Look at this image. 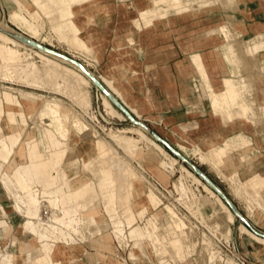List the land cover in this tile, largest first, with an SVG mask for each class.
<instances>
[{
	"label": "rangeland",
	"instance_id": "obj_1",
	"mask_svg": "<svg viewBox=\"0 0 264 264\" xmlns=\"http://www.w3.org/2000/svg\"><path fill=\"white\" fill-rule=\"evenodd\" d=\"M18 1H20L22 3V4H20V6L17 4L16 0H0V28H1L0 31H2L3 27H5V31H7V30L11 31L10 28H14L22 36H25L31 40H34L35 42H37L41 45L50 47V48H52V49H54L60 53L68 55L69 57L75 59L76 61L79 59L78 61L80 63H82L91 73L96 75V77L102 83H104L103 85L106 88L108 86L105 84L104 79H102V78H105L106 81H112L113 86L117 90V91H115V93L112 92V94L115 97H117L123 104L125 101L128 104V105L125 104L126 107L129 109V111L137 119L141 120L146 125H148L159 136H161L170 145H172L180 154H182L185 158H187L189 161L193 162L197 167H199L209 178H211L215 182V184L230 198L231 201H232V198H234L239 203V205L241 206L240 212L243 214V216L245 215V213L247 211L248 217L252 218L253 221L258 222L257 212H260L264 215V211L262 209H260L258 203L255 200H252L253 196L251 194H246L247 193V186H245V183L247 182V180L251 176L249 178H247L246 180H242L240 178L239 174H237V176L235 177L234 175L236 173L233 174V176H234L233 178H231L227 174L225 176V173H226L225 169L227 167H229L230 164L233 165V162L231 161V159L232 160H235V159L231 158L230 159L231 163H229V161H227L228 164L226 163L225 166L223 165V166H220L219 169H216L214 166L210 165L211 164L210 162H208V164H207V162L204 163V161L201 160V157L199 155H201L202 153L206 154L207 151H204L200 147L196 146L191 141V139L186 138V139H184L185 141H183V139L172 137V136L165 138L163 135L164 134L166 135V133L161 130L160 126L144 121L143 112H144L146 106H144L142 104V99H141L142 91H140V90L137 91L133 85L130 88L128 86L129 78L134 77L136 79L137 77L129 75L128 73H120L118 71L121 68L113 66L115 64V62L117 63L118 61H120V62L122 61L124 64L127 63L128 54H129V52L133 51L135 46H133L131 49H120V50H118L117 49L118 45H120V46L122 44L127 45L128 43H108V46H110V47L114 46L115 49L109 48L107 50H104V52H102L101 49L96 47V49H95L96 53H95V51L91 52V53L90 52L87 53L86 51H84V50H87L85 48H84V50L76 49L77 46L75 45L76 48L73 46L74 44H73L72 39H71L72 36L70 34H68L69 29L71 28V26H73L71 22L72 21L74 22V19L71 20L69 18H72L73 16L69 15L68 17H66V19L68 18L67 22L71 23V25L67 24L66 27L63 28V27H60L62 24H55V25L51 24L52 22L49 19V17L47 15H45L41 10H39L40 5L43 4L47 0H42V1L36 0L35 2H31L30 0H18ZM97 1L102 2V0H93V1L83 5L82 7H79V9L76 8L79 10L78 14H77V19H79L83 23V22H86L87 19L85 16H87L89 19L88 20L89 23L90 22L94 23V18H93L92 14H95L94 13L95 9L92 7L95 6V2H97ZM105 1L106 0H103V2H105ZM118 1L120 2L121 7L125 8V10H123V14H125V16H130L132 18L138 17V12L141 9H133L132 6L127 8V5H125V4H127L126 0H118ZM172 1L173 0H165L164 2H166V3L162 2V3L155 4V5H151V2H149V5L146 8H148V7H150V8L144 9V14H142V16L147 15L148 18L152 19V20L164 17L168 13V10L173 8V6H172L173 2ZM249 1L254 2L257 0H249ZM184 2H189V0H184ZM198 2H200V1L197 0L196 2L193 3V4H195L194 7L197 9L196 14L204 13V12L210 11V10H214L215 13L217 14V17H220L219 20H221V21L219 22V25L216 27V29L211 30L210 34H214V35L216 34V35H220V36L225 34L224 35L225 37L222 36L224 43L220 48H222L224 46H232L234 48V54H232L233 64H230L229 65L230 67L228 66V69L230 71V75L228 77H225V78H232L233 80H236L237 83H239V89L241 92V96L244 100V104L246 106H248L249 108H252L246 114H241L239 116H235L233 120H230V119L228 120L226 115L220 116V117H222V119L225 123H233L238 119H248V120H252L256 124L257 119H259V121L264 119V106L258 105L257 102H255L253 100L254 98H256L254 88L251 91H248L245 89L244 84L246 82L251 83V85H253L252 87H254V84L250 79H247L246 77L243 76L242 66L245 67L247 65L248 67H245L244 70L250 71L251 67L253 65H257V64L261 63L262 60L259 59V56L260 55L264 56V33H260V35L248 36L247 32L244 31V28L240 26V20L239 19H240V17L252 18L255 15V13H259L261 10L256 8L255 10H252V12H249V11L247 12L245 9V6L242 4V3H245V0H233V1H230V0H212L210 2L211 7L203 8L201 10L198 9V6H197ZM213 2H216V3H213ZM31 4L33 5V7H29ZM37 5H38V7H37ZM252 5H253V7H255L257 4L253 3ZM23 7L27 8L28 10L24 9L25 11L24 10L21 11L20 9H23ZM35 7H37L38 10ZM34 8H35V10H34ZM32 10H34L33 12H35V14H34V15H36L35 17L32 13ZM15 11L23 13L22 15H23V17H25L24 20H26V21L28 20L29 23H28V21H27V23H26V21H24V22H22V21L21 22H12L10 20L11 19L10 18L11 13H13ZM36 11H39V12H36ZM170 13H172V12H170ZM28 15L31 16L32 20ZM33 19H34L35 23H34ZM32 24H34V25H32ZM36 24H37V27L35 26ZM134 25L138 30H141L144 27H150V26H153L154 24L148 25V24H145V21H144V23L142 25V21H136L134 23ZM219 27L220 28L223 27V29L227 33L226 32L224 33L223 30L220 29ZM32 28H33V30H32ZM218 28L220 29L221 33L219 31H217ZM34 30H36V33H34ZM227 34H228V37L226 36ZM34 35H36V36H34ZM9 36L12 40H15L16 42L21 43V45L23 44L21 46V48L19 49V51H21L23 53L22 54L23 58L26 56L24 58L25 60L28 59L29 62H32V63L36 62L39 65H41V64L43 65L42 59L39 56L33 55L34 52L41 53V54L43 53V55L45 57H47L48 59L56 61L63 66H67V67H70L72 69H75L77 72L81 73L86 78H88L89 85L87 87H88V90L90 92V96L92 99V107L90 108L91 109L90 111H88V112L84 111V109H81L73 101V99L69 95L67 96V94H65L63 91L62 92L58 91V90L55 91L54 87H52V89H51L50 87L53 86L52 85L53 83L51 81H49L50 83L47 82L46 84H41V85L39 84L40 86L37 87L35 85L27 83L28 81L27 82L24 80H22L23 82H21V80L18 81L19 79H16V78L14 79V77L13 78L8 77L9 79H7L5 77L6 78V80H5V78L2 75H0V112H1V114H0V138L6 137V136H9L12 134L15 135L16 132L19 133L20 131H21L20 133L22 135L21 139L23 140V142L26 140L34 139V138L38 139L40 137V134H41L40 129L41 128L39 126H37V122H35L36 121V117H35L36 115L34 113L32 114L30 112L28 105L24 102V97L22 95L23 93L30 94L32 92L35 95L40 94L39 97L42 96V98H44V97L51 98V99L52 98H58L64 104V106L67 107L66 109L68 110L69 114H71V115H77L78 114L79 116H81V118L85 122H87V124H89L95 130V132L97 134L94 137L91 136V137H87L86 139H83V138H81L80 135H78L75 139H73L74 129H73V126L71 123L68 124L69 125L68 126L69 127V136L64 141L62 148H60V151L62 153L65 152V154L64 153L62 154V155H64V157L62 156V158H63V159L61 158L62 162L58 167L60 169L59 171H60V175H61V179H62L61 181L64 183V181L66 182L68 179L73 178V175L70 173V171L72 169H76L77 174L82 175V177L84 178L83 182L88 181L92 188H94V187L96 188L98 185V187L96 189V193L99 192V194H100V195L97 194V196H96V194L94 193L95 194V195L93 194L95 196L94 197L89 192L88 195L90 197L93 196V198L92 197L90 198V203H91V204H89L90 206L88 205L89 202H87V204L85 203L86 199L88 197V195L85 194L84 195L85 200L82 198L84 200V202H80L81 204L85 203V204H83V206L84 205L85 206L84 207L81 206L82 208L79 207L78 209L76 207V210L81 211V214H82L81 219L83 221L81 222V226L80 225L78 226L80 232H78V235L75 239L76 240L75 242L67 243L64 241V239H61L62 237L60 235H54L53 234V239L48 243L49 245L42 248V247H40L41 244L38 243V241L34 235L25 233V235L22 239H18V240L14 239V241L18 242V245H17V247L12 249L11 251L13 253H15L16 259H17V257L18 258L22 257V258L26 259L25 258L26 253L31 252V253H33L34 256H36V258H38L39 256H46V255L54 256V255H56L58 261H63V260L58 258V252L60 250L65 251V249H63L60 246V244L67 245V248L71 251L73 249H76L79 245L83 244V245H89V247H91L93 249V251H90L89 253H87V256L91 257L94 262H97L98 260L103 261V259L104 260L108 259L110 261L108 263H111V264H124L121 261V258H127L130 255V258L136 259L135 264H162V261L164 258H165V261H167L169 264H173L169 260L174 261L175 264H211L210 261L215 256L212 253L213 241L210 238H208L206 235H203L204 233H207L205 228H207V229H209V228L206 227L205 224L204 225L202 224L203 227H205V228L200 227L198 229L196 227V222H195V219H198V218H196V216L194 214H192V211H190L189 209H187V207H185L188 205L191 207V204L194 200L199 205V207L201 209L200 215L203 218L204 222H206L207 225H208L207 221L210 222V224L212 223L213 220H214L213 223H215V221H218V222H221L220 224L222 225L223 229L227 228V226L230 227V229H231L230 234L231 235L226 236V237H228V238L233 237L235 232L238 231V233L240 235H242L243 237H246V238L252 240L249 236L241 234L240 228L244 224L238 219L236 214L233 213L231 208L225 203V201L222 199V197L219 194H217V192H215L207 183H205L191 169H189L183 162H181L177 157H175L173 154H171L162 144L161 145L165 148L166 152L170 156H172L173 158L178 160L179 164L177 163L176 170L173 173V175L169 174L166 170L160 168L157 165L158 161L155 162V161H151L150 159H147V161L142 162V159L144 158L145 152L147 154H151V153L154 154V152H155L153 149H148L147 145L145 143H143V142L141 143L142 147L136 153L135 157L129 156V154L124 149H122L120 146H118V144L110 136L111 134H113V132H115V131L116 132H120V131L123 132V130H125L124 131L125 134L123 133L124 135L140 138V134H139L140 130L137 129L138 126L133 125V123H131L130 120L120 110H119L120 114L123 115L122 117L121 116L119 117V115L116 116L113 114H109L108 110H106V107H105V99L102 96V94H104V93H102L94 85V83L91 81V79L82 70H80L79 68H77L71 64H68V63H66L60 59H57V58H55V57H53L47 53H44V52H42L36 48H33L31 45H28L27 43L15 38V37L13 38V36H11V35H9ZM70 41H71V43H70ZM134 44H135V42H131V45H134ZM24 45H25V47H24ZM29 48H31V49H29ZM24 49H26V51ZM31 50H33V51H31ZM24 52L26 53V55L24 54ZM27 52L30 53L29 56L27 55L28 54ZM92 53H94V54H92ZM218 53H220V52H218ZM23 55H25V56H23ZM30 56H31V58H30ZM191 63L196 69H199L198 65L194 64L192 61H191ZM196 63H199V62H196ZM1 64H2V61L0 62V65ZM205 69L208 71L207 63H205ZM139 78H140V81H143V76H140ZM210 84L212 85V83H210ZM40 87H42V88H40ZM193 88H194L195 95H198L199 93H201L202 97H206L209 100V103L211 106V96H209L210 90H209V88L206 87L205 82L202 79L201 73L200 74L198 73V80L194 82ZM107 89L110 91L109 88H107ZM123 92H125V94L129 97V99H131L132 102H134V103L136 102L138 105L137 106L136 105L131 106L127 102L126 97H125ZM106 98L109 99L107 96H106ZM16 100H18V102H20L21 105L18 104L16 102ZM110 102H112V101L110 100ZM41 103H42V101L39 100L37 107H39L41 105ZM133 108H137L140 115L138 113H136L133 110ZM112 116H114V117H112ZM119 118H121V119H119ZM3 121L5 122V125L2 124ZM34 122L36 123V125L34 124ZM5 129L8 131L7 134L4 132ZM149 136H151V135L149 134ZM246 137L252 142V139L250 137H248V136H246ZM98 139H101V140H104L105 142H107V144H109L108 145L109 147L114 148V151L116 150L115 152H117L120 155V157H122L126 162H129L131 165H133V167L139 172V174L143 180L141 179L142 181L140 180L138 182L128 184L126 186L128 190L135 191L134 188L139 187V188H144V190L147 191L148 188L150 187L148 182H151L153 184V182L150 180L148 174L151 175L152 177H154L155 179H157L160 183H162L165 186V188H167L169 190V194L167 195V197L163 198L159 194V192L155 189L156 187H154V188L152 187L154 189V191L156 192V194L162 200H164L163 202L166 205H170L171 207H173V204H171V203H174L177 207L178 212H181V214L186 216V222L190 226V228H193V230H190V229L186 230V232L188 231V233H189V235L187 237V243L190 242L188 244L191 245V243H192V245L194 246L192 248L193 251L191 250L189 252L190 255H187L186 261L181 262L173 250L171 240H170L171 236L168 234L173 232L176 228L172 227V225L168 222V220L166 218V213L163 209L164 206H161L157 211H154V213H152V214L148 213L146 219L139 218V216H137V214L139 212L137 211V209L136 210L134 209L133 214L131 216H133V217L137 216V218H135V224L131 230H133V229L135 230L136 228L144 227V225L147 223L146 221H147V219H149V217L152 218V216H158V217H156V221L155 220L154 221L156 222V224L158 222L157 227L159 230L157 229L154 234L155 235L157 234L158 236L160 235L159 237L168 236V245H170V246H168L167 242L165 243L164 240H163V242L161 240V242L163 244H161V242H159L161 244V246H164V244H165V246L167 245L168 251H169L168 254H166V255L164 254L165 256L161 255V257H160V255H156L157 254L156 249L162 248L161 246H159L160 244L158 243V241L157 242L153 241L156 244L155 243L152 244V240H147L149 243L148 246L145 244H141V246L138 247L134 243L135 241L133 240V238L130 235V233H131V232H129V231H131L130 229L128 231V234H126V235H128L127 239H124L125 240L124 252L119 250L118 241H117L118 239H116V237L114 239L113 234L111 232H107L108 229L110 228V226L108 228V225H106L107 222H110V218L108 216L109 212L105 207L106 205H105V202L103 201V197L101 195L102 192H100L101 190L99 189V191H98V188L100 187L99 183H97L98 180L96 181V172L99 169V167H98L99 165L97 166V164H94L92 162V158L96 155V151L94 150V144H95V141H97ZM154 140L156 142H158L156 139H154ZM251 145L248 144V145H243L240 147H235V148L231 149L232 153H230V154L233 155L234 153H239L240 151L251 147ZM46 146L47 145H44L41 148V152L45 156H49L50 154H48L49 152H47L48 149ZM18 149H19V151H21V145L19 146ZM195 149L196 150L199 149L200 151L199 150L196 151ZM52 150H55V148H52ZM194 150L196 151V154H195ZM248 150L251 151L252 149L250 148ZM16 151H17V148H16ZM14 154H12L10 158H12V156ZM198 157H200V158H198ZM257 157H258L257 155H255V156L250 155L246 160L244 159V161L248 160L249 162H254L257 159ZM3 158L4 157L1 155L0 159H3ZM161 158H162L161 156L157 157L158 160H160ZM3 160H5V159H3ZM10 161H11V159H10ZM139 162H142L141 166H139L140 165ZM182 167L183 168L185 167L187 170H189L192 173L193 177L188 176L186 171H184ZM85 168L90 169V172L85 171L84 170ZM143 168H145V169H143ZM51 170H53V172H55L53 166L51 167ZM181 176L183 178H181ZM144 177H145V179H144ZM147 177H148V179H147ZM235 178H236V180H234ZM180 179H181V182H180ZM238 180L240 181L239 185H238V189H240V191L236 188L237 186L235 187V184L236 185L238 184ZM234 181H237V182H234ZM241 182H243L244 187H243V185H240ZM92 185H95V186H92ZM153 185L155 186V184H153ZM177 185H178V187H177ZM181 185L182 186L185 185L186 187L185 186L184 187L188 188V189H186L187 191L184 190V192H181V190H182V189H180ZM76 186H79V183ZM205 186H207V187H205ZM239 187H241L243 189L241 190V188H239ZM245 187H246V189H245ZM207 188H208V190H207ZM189 189L192 191H190ZM238 191H239V193H237ZM183 193L187 194V196L183 195L184 196L183 197L182 196ZM141 194L142 193L135 194V196L132 198V204L134 203V201H136V200H138V198H140ZM244 194H246V196ZM238 195H240V196H238ZM262 195L264 197V191L262 192ZM98 196H100V197H98ZM180 196H182V197H180ZM193 196H194V198H193ZM123 197H126L125 196V190H124V194L120 196V199H123ZM94 198H95V200H93ZM219 199L223 200V202L225 203V205L227 206L228 209L225 210L222 207V205L219 204V202H220ZM246 200H247V202H246ZM87 201H88V199H87ZM187 201L189 203H187ZM137 202H135V204ZM249 202H250V204H248ZM186 203L188 205H186ZM86 205H88V206H86ZM118 206L120 207L119 203H118ZM251 209H253V210H251ZM48 210L49 211L51 210V212H52V209H48ZM193 211H196L195 207H194ZM51 212H50L49 216H51ZM221 212L224 214H221ZM228 212L235 216V222H230L228 220V217L230 215V214H228ZM213 213H219V214H221L222 217L220 216L219 217L220 219L213 218V217H211V216H213ZM5 214H7L6 211H5ZM20 216H22V215H20ZM49 216L47 215V218ZM44 218H46V217H44ZM158 218L160 219L159 221H158ZM22 219L23 220L20 221V224L18 226V231H20V233L23 232L22 223L25 220V218L22 216ZM95 223H99L100 224L99 226L101 228H103L102 233H100L98 231V229L94 228L95 225L93 226V224H95ZM6 226L9 227V229H11V226L7 220H4V219L0 220V228H4ZM244 226H246V225H244ZM41 227L46 228L45 225L41 226ZM160 227H162V229ZM94 229H96L97 232ZM171 229H172V231H171ZM160 230H162V231H160ZM212 231H214L215 233H220L222 235V233L220 231H217V230H212ZM166 232H169V233H166ZM252 233H254V232H252ZM161 234H163V235H161ZM255 235H257V234H255ZM223 237H225V235ZM260 238H262V237H260ZM108 239H110V241H108ZM207 239L209 240V242H211L210 246L208 245L209 242ZM206 240H207V242H206ZM193 241L195 244L197 242L196 246L194 245ZM128 245L131 247L129 249L128 248L126 249L125 246H128ZM151 245H153V246H151ZM155 245H157L159 248L156 247ZM101 248H103L102 249L103 251H101ZM115 249H116V251H115ZM9 250H10V248H9ZM15 250H16V252H15ZM72 252H74V251H72ZM191 252H192V255H191ZM92 253H94V254H92ZM112 254L115 256V258L113 257ZM72 255H74V254H72ZM116 255L119 256V258H116L117 257ZM157 256H159V258ZM160 258H162V259H160ZM74 259H77V258H74ZM112 259L113 260L117 259V261L114 260V262L112 263V261H113ZM213 259L216 260V257ZM159 260L161 261V263ZM215 262H217V260L214 261V263ZM61 264H64V263L62 262ZM130 264H131V262H130Z\"/></svg>",
	"mask_w": 264,
	"mask_h": 264
},
{
	"label": "bare ground",
	"instance_id": "obj_2",
	"mask_svg": "<svg viewBox=\"0 0 264 264\" xmlns=\"http://www.w3.org/2000/svg\"><path fill=\"white\" fill-rule=\"evenodd\" d=\"M16 1L19 6L20 4H22L20 1L18 0ZM30 1L35 2L36 0H30ZM196 1L197 0H189V2H184V0H173L172 1L173 8L169 10V13L172 12L176 15H180V14L187 13L191 10H194L195 4L193 3ZM199 1L200 2H198V5H197L198 9L211 7L210 2L212 0H199ZM230 1H233V0H230ZM88 2L89 0H83L81 3H80V0H47L43 4L40 5L39 10H41L45 15L49 17V19L52 22L51 24L53 25L63 24V22L66 20V17H68L69 15L74 16L79 11L78 9L79 7H81L80 5L81 4L84 5ZM213 3H216V2H213ZM24 7L23 9H20V10L21 11L24 9L28 10L27 8H24ZM29 7H33V5L31 4ZM37 7L35 8L37 9ZM34 10H32L33 15L35 14V12H33ZM36 12H39V11H36ZM22 14L23 13L21 12L15 11L11 13L10 20L12 22L26 21L24 20L25 17H23ZM35 16L36 15H34V17ZM29 17L31 18V16ZM66 25L67 24H64V25H61L60 27L64 28L66 27ZM72 25L73 26H71V28L69 29L68 34L72 36L71 39L74 44L73 46L75 47L76 45L77 48L76 47L75 48L79 50L81 49L84 50L85 48L88 50V51L84 50L87 53L88 52L91 53L94 51L96 53L95 49L97 45L93 44L91 46H88L87 43L80 37L83 26L74 25V24ZM35 26L37 27V24ZM219 28L217 31H219L220 33H221L220 29H222L224 33L226 32L223 29V27L220 29ZM8 32L9 30L5 31V27H3L2 31H0V59H1L0 62L2 61V64L0 65V75H2L4 78L6 77L7 79H9L8 77H12V78L14 77V79L15 78L19 79L18 81L21 80V82H23L22 80L26 82L28 81L27 83L35 85L37 87H39L41 84H46L47 82L51 81L53 83L52 84L53 86L50 85L51 89L52 87H54L55 91L56 90L61 91V92L63 91L65 94H67V96L69 95L81 109H84V111L88 112L91 110L90 108L92 107V99H91L90 92L87 87L89 85L88 78H86L81 73L77 72L75 69H72L67 66H63L56 61L48 59L47 57L43 55V53L42 54L37 53V52H34L35 54L33 53V55L39 56L42 59L43 65L42 64L39 65L36 62L35 63L29 62L27 58H26L27 60H25L24 58L26 57L25 56L26 53L24 52L25 55L23 56L25 57L23 58L22 57L23 53L19 51V49L21 48L23 44L21 45V43H18L15 40H12ZM34 33H36V30H34ZM226 36L228 37V34ZM26 49L24 50L26 51ZM221 53L223 56V60L228 67L231 64L230 49L225 47L222 49ZM27 55L29 56L30 53H28ZM193 60L195 62H199L200 64H202L201 57L199 55H196V57H194ZM102 79H104V82L108 86L107 88L110 89L111 93L112 92L115 93V91H117L116 88L113 86L112 81H106L105 78H102ZM225 83H226V87H227V91L230 96V99L233 102V112L229 114L227 118L228 120L229 119L233 120L235 116L240 115L241 111L243 112V114H246L250 108L246 106L245 104H243V102L240 100L239 83H237L235 80H230V79L229 80L227 79ZM252 86L253 85H251V83H248V85L245 86V89L248 91H251L254 88ZM31 93L30 94L23 93L22 95L24 97V102L29 107L30 112L36 115L35 122H37V126L41 128L40 137L38 139L34 138V139L26 140L23 142V140L21 139L22 138V135L20 133L21 131L19 130L20 132L19 133L16 132L15 135L12 134V135L0 138V151L1 152L3 151L7 152L8 156H11L12 154L16 152V148L18 149L19 146L21 145L20 152L22 156H24L26 159V162L24 164L17 166L12 172L6 171L5 162L2 163L0 161V181L2 185L5 187L4 189H6L9 192L10 196L13 198L14 209L16 213H18L19 215H22L25 218V221L23 223V232L34 235L38 243L41 244L40 247L44 248L47 245H49L48 243L53 239V234L60 235L64 239V241L67 243H73L76 241L75 239L78 235V232H80L78 226L79 225L81 226V222L83 221L81 219V216H82L81 211L76 210V207L78 209L79 207L83 206V204L85 203L87 204V202H89L88 205L91 204L90 198L91 197L93 198L95 194L97 196L99 192L96 193V189L98 185L96 188L95 187L92 188L88 181L83 182L84 178H80V175H78L76 170L74 169L71 170V174L73 175V178L68 179L66 182L64 181V183L61 181L62 179H61V175L59 171L60 169L58 167L62 162L61 160L62 156L64 157V155L62 154L63 153L65 154V152L62 153L60 151V148H62L64 141L69 136V127H68L69 123L72 124L73 129H74L73 139H75L78 135H80L81 138L86 139L87 137H91V136L94 137L97 134L95 130L81 118V116H79L78 114L77 115L69 114L68 110L66 109L67 107H65L64 104L58 98H52V99L46 98V97L42 98V96L39 97L40 94L39 95L37 94L38 95L37 96ZM102 96L105 99V107H106V110H108L109 114H113L116 116L119 115V117L120 116L122 117L123 115L120 114L119 109L112 102H110V100L107 99L104 94H102ZM39 100H41L42 103L39 107H37ZM16 102L20 104L18 100H16ZM216 109L218 112L222 111L221 108L218 107V105H216ZM133 110L137 113L135 109ZM35 122L34 124L36 125ZM137 129L140 130V133H139L140 138L124 135L125 130H123V132L122 131L120 132L112 131L113 134L111 135L109 134V135L118 144V146L124 149L129 154V156H132V157H135L136 153L139 151V149H141L142 147L141 143L142 142L145 143L148 149H153L155 152L154 154L152 153L147 154L145 152L142 162L147 161V159H150L151 161H155V162L158 161L157 165L160 168L166 170L169 174L173 175V173L176 170V165L178 163V160L170 156L166 152L165 148L161 144L156 142L151 136H149V133L144 128L138 126ZM44 145H47L46 147L48 149L47 152H49L48 154H50L49 156H45L41 152V148ZM108 145L109 144H107V142L101 139H98L97 141H95L94 150L96 151V155L92 158V162L94 164H97V166L99 165L98 166L99 169L96 172V181L98 180L97 183H99L100 185V187L98 188V191L99 189L101 190L100 192H102L101 195L103 197V201L105 202V205H106L105 207L109 212L108 216L110 218V222L108 224V228L109 226L110 228L108 229L107 232H111L114 236V239L116 237V239H118L117 240L118 243L122 247H124V244H125L124 239H127L128 235L126 234H128L129 229L131 230L134 227L135 218L139 216V218L146 219L148 213L152 214L154 213V211H157L161 206H164L163 209L166 213V218L168 222L172 225V227L176 228L173 232L168 234L171 236L170 240H171L173 250L181 262L186 261L187 255H190L189 252L194 247L192 243L191 245L188 244L190 242L187 243V237L189 233L188 231L186 232V230L187 229L193 230V228H190L186 220H184V218L180 216L177 210V207L174 203H171V204H173V207L175 209L171 207L170 205H166L163 202L164 200H162L156 194V192L153 189L155 187L153 185L154 183L152 184L151 182H148L150 187L148 188L147 191H145L144 188H139V187L135 188V191L128 190L126 187L128 184L138 182L142 178L139 172L133 167V165H131L129 162H126L122 157H120V155L117 152H115L116 150L114 151V148H111ZM52 148H55V150H52ZM196 151H195V154H196ZM230 153H232V151L226 150L223 146H218L208 151L206 154L202 153L199 156L201 157V160L204 161V163L207 162L208 164V162H210L211 163L210 165L214 166L216 169H219L220 166L226 165V162L232 156V154ZM160 156L162 158L158 160L157 157H160ZM249 156L250 155L244 156L243 160L244 159L246 160ZM142 162H139L140 164L139 166L142 165ZM52 166L55 172L51 170ZM84 170L90 172V169L88 168H85ZM183 170L186 171L188 176L193 177L192 173L189 170H187L185 167L183 168ZM237 174L238 173H236L234 176L236 177ZM181 178L183 177L181 176ZM234 180H236V178ZM180 182H181V179H180ZM234 182H237V181H234ZM239 182L240 181L238 180V184L237 185L235 184V187L237 186L236 187L237 189H238ZM78 183H79V186H76L78 185ZM95 185H92V186H95ZM240 185H243V182H241ZM184 186L185 185L183 186L181 185L180 189L183 190V191L181 190V192H184V190L188 189V188H185L186 186L185 187ZM245 186H247L246 194H251L253 196L252 197L253 199L252 198L251 199L255 200L258 203L260 209L264 211V197L262 195V192L264 191L263 176L259 173L251 176L245 183ZM242 189L243 188H241V190ZM124 190H125L126 197H123V199H120V196L124 194ZM238 190L240 191V189ZM239 191L237 193H239ZM89 192L92 195L94 193L95 194L90 197L88 195ZM137 193H142V194L140 195V198H138V200L134 201V203L132 204V198ZM85 194H87L89 197V198L87 197L88 201L86 199V202L81 204L80 202H84L85 200L84 198ZM246 194L244 195L246 196ZM183 195L187 196V194H184V193L182 194V196ZM93 200H95V198ZM188 201L187 203H189ZM219 201H220L219 204L222 205V207L225 210L228 209L222 199H219ZM135 202L137 203L135 204ZM118 203L120 204V207L118 206ZM187 203L186 205H188ZM248 204H250V202ZM185 207H187V209L192 211V214H194L196 218H198L201 221V223L203 225L205 224V226L208 227L209 229L220 231L223 236L225 235V237L231 235L230 227L227 226V228L223 229L222 225L220 224L221 222L215 221V223H213L214 220L213 221L211 220L213 224L211 223L212 224L211 225L210 222L207 221L208 223L207 225L200 215L201 209L195 200L192 202L191 207L189 205ZM194 207L196 208V211H193ZM47 208L52 209V212L51 210L49 211ZM134 209L135 210L137 209V211L139 212L136 217L131 216L133 214ZM46 210L49 211V214L51 212V216H49L48 214L49 216L48 218L47 216H45ZM3 213L5 216H7L4 210H3ZM221 214H224V213L221 212ZM221 214L213 213V216L211 217L220 219L219 217L221 216ZM228 214L230 213L228 212ZM156 217L158 216H152V218L149 217L144 227L136 228L135 230L133 229L129 231L131 232L130 233L131 237L135 241L133 242L138 247H140L141 244H145L148 246L149 243L147 240H152V244L155 243L153 241H156V242L158 241L159 243L161 242V240L162 242L164 240V242L165 243L167 242V245H168V236H161L162 237L161 238L159 237L160 235L158 236L157 234L156 235L154 234L156 230L158 229L157 227L158 222L157 224L155 222ZM159 220L160 219L158 218V221ZM228 220L230 222H235V216L233 214H230L228 217ZM44 225L46 226V228L41 227ZM93 226L94 228L98 229L100 233H102L103 228H101L98 223L93 224ZM6 227L4 228L3 233L4 232L6 233L11 230L9 229V227L7 228ZM160 228L162 229V227ZM96 229L94 230L97 232ZM240 231H241V234L247 235L253 241L261 245H264V238L263 237L260 238L259 236L252 233L246 226L242 225L240 228ZM166 233H169V232H166ZM108 241H110V239H108ZM162 242L161 244H163ZM11 243H12L11 246H13V248L17 247L18 245L17 241L12 242L11 240ZM210 243L211 242H209L208 244L209 246H210ZM161 244L159 246H161ZM157 245L155 246L158 247ZM167 245L165 246L164 244V246H161L162 248L156 249L157 250L156 255H160L161 257V255L163 256L164 254L165 255L168 254L169 251H168ZM194 245L196 246L197 242L196 244L194 243ZM191 255H192V252H191ZM39 257H41L44 261H47L48 263L52 262V264L54 263L61 264L57 260L56 255L54 256L46 255V256H39ZM157 257L159 258V256ZM25 258H26L25 259L26 263L28 264H39L36 256H34L33 253L31 252H27ZM213 258H215V256ZM213 258L212 260L210 259L211 260L210 263L218 264L217 262L214 263V261L216 260H214ZM131 259L136 261V259L134 258H131ZM15 262H16L15 253H13L9 249L7 250L0 249V264H16ZM124 264H127V263H124ZM162 264H169V263L165 261V258H164L162 261Z\"/></svg>",
	"mask_w": 264,
	"mask_h": 264
},
{
	"label": "crops",
	"instance_id": "obj_3",
	"mask_svg": "<svg viewBox=\"0 0 264 264\" xmlns=\"http://www.w3.org/2000/svg\"><path fill=\"white\" fill-rule=\"evenodd\" d=\"M82 1L80 0V3ZM91 1L93 0H89V2ZM164 1L126 0L127 8L132 6L133 9H141L138 12V17L132 18L123 14L125 8L121 7L118 0H106L105 2L102 0V2H95V6L92 7L95 9V14H92L94 23H89L87 16H85L86 22L82 23L77 19L78 12L69 19H74L72 24L83 26L80 37L87 45L96 44V47L102 52L109 48L115 49L114 46H108V43H128L127 45H118V50L131 49L135 46L133 51L130 50L131 52L128 54L127 63L118 61L113 66L120 67L121 69L118 71L120 73H128L137 77L136 79L130 77L128 86L130 88L133 85L137 91H142V104L146 106L143 112L144 121L160 126L161 130L166 133V135L161 133L165 138L172 136L183 139V141L189 138L196 146L207 152L218 146H223L226 150L231 151L235 147L252 144L251 147L234 153L230 157L235 160L231 159L233 165L230 164L225 169V176L227 174L233 178V174L238 173L242 180H246L259 173L264 179V119L260 121L257 119L256 124L248 119L225 123L220 117L228 116L233 112V102L225 83L227 79H233L225 78L230 75V71L223 60L221 51L225 47L230 49L231 64H233L232 54H234L232 46L220 48L224 43L222 36L210 34L211 30L216 29L219 25L220 17H217L214 10L196 14V8L180 15L169 13L168 10L166 16L155 20L149 19L147 15L142 16L144 9L150 8H146L149 2L151 5H155L166 3ZM253 3L257 5L253 7ZM242 4L247 12H252L256 8L261 11L255 13L252 18L240 17V26L244 28L248 36L264 33V0L254 2L245 0V3ZM67 20L68 18L62 25L71 24ZM136 21H142V25L144 21L145 24L154 25L138 30L134 25ZM131 42H135V44L131 45ZM196 55L201 57L202 64L193 60ZM259 59L262 60L261 63L253 65L250 71L244 70L245 67H248L247 65L242 66V74L254 84L256 98L253 100L258 105L264 106V56L260 55ZM191 61L198 65L199 69H196ZM205 63H207L208 71L205 69ZM198 73L202 74V79L210 90L211 106L209 100L202 97L201 93L195 95L193 84L198 80ZM140 76H143V81H140ZM248 83L246 82L244 87ZM123 93L131 106L138 105L136 102H132L125 92ZM240 100L244 104L241 92ZM124 103L127 104L125 101ZM216 105L221 108V112L217 111ZM133 109L140 115L137 108ZM241 114H243L242 111ZM2 124L5 125V122L3 121ZM4 132L8 133L6 129ZM245 135L250 137L252 142ZM250 148L251 151L248 150ZM1 155L5 160L0 159V161L5 162V169L8 172H12L17 166L26 162L19 149L12 158L4 151H0ZM247 155H257L258 157L254 162L244 161L243 156ZM230 159L229 163H231ZM226 163L228 164V162ZM80 178H83L82 175ZM4 188L0 181V220H7L11 230L3 233L5 227L0 228V249L10 248L12 250L14 248L11 246V240L14 242V239H22L25 233L18 231L20 221L23 219L16 213L14 200ZM232 201L241 211L239 203L234 198ZM3 210L7 212V216L4 215ZM244 216L256 230L264 234V215L262 213L257 212L258 222L248 217L247 211ZM108 224L109 222L106 225ZM233 239L238 248L249 256L251 262L264 264V245L243 237L238 231L233 235ZM60 246L65 249L58 253V258L63 260L59 261L60 263L111 264L108 263L110 262L108 259L94 262L91 257H88L87 253L93 251L89 245H79L72 250L74 252L69 250L67 245L60 244ZM102 249L101 251H103ZM113 257L115 258L114 255ZM114 260L117 261V259ZM37 261L39 264H52V262L44 261L41 257H38ZM15 263L28 264L22 257H17Z\"/></svg>",
	"mask_w": 264,
	"mask_h": 264
},
{
	"label": "water",
	"instance_id": "obj_4",
	"mask_svg": "<svg viewBox=\"0 0 264 264\" xmlns=\"http://www.w3.org/2000/svg\"><path fill=\"white\" fill-rule=\"evenodd\" d=\"M11 31L8 33L27 43L28 45H31L32 47L47 53L57 59H60L68 64H71L80 70H82L94 83V85L102 92L104 93L111 101L112 103L130 120L131 123L135 126H139L144 128L154 139H156L160 144H162L171 154H173L175 157H177L181 162H183L189 169H191L196 175H198L205 183H207L215 192H217L222 199L225 201V203L231 208V210L236 214L238 219L243 222L244 225H246L252 232L257 234L260 237L264 238V234L256 230L251 223L248 221V219L243 216V214L238 210V208L235 206V204L230 200V198L215 184V182L209 178L199 167H197L193 162L189 161L187 158H185L182 154H180L172 145H170L166 140H164L161 136H159L153 129H151L148 125H146L141 120L137 119L130 111L129 109L117 98L115 97L104 85L103 83L94 75L91 73L82 63L79 61H76L75 59L69 57L68 55H65L63 53H60L50 47L41 45L34 40H31L25 36H22L17 30L14 28H10Z\"/></svg>",
	"mask_w": 264,
	"mask_h": 264
},
{
	"label": "built area",
	"instance_id": "obj_5",
	"mask_svg": "<svg viewBox=\"0 0 264 264\" xmlns=\"http://www.w3.org/2000/svg\"><path fill=\"white\" fill-rule=\"evenodd\" d=\"M148 176L150 180L155 184L156 190L159 192V194L163 198H166L167 195L169 194V190L165 188V186L162 183H160L157 179H155L149 174ZM48 214H49V211L46 210L45 216H47ZM179 214L181 217H183L186 220V216L181 214V212H179ZM195 222H196V227L198 229L200 227H203L201 221H199L198 219H195ZM205 229L207 233H204V235H206L208 238H210L213 241L212 252L216 257L217 263L219 264H254L253 262L250 261L249 256L238 248L233 237H230V238L223 237L220 233H215L211 229H207V228ZM130 247L131 246H127L125 248L129 249ZM118 248L120 251L124 252V247H122L119 243H118ZM117 258H119V256H117ZM121 261L127 264H130V262L131 264H135V260L131 259L130 255L127 258H121ZM169 261L175 264L174 261L172 260H169Z\"/></svg>",
	"mask_w": 264,
	"mask_h": 264
}]
</instances>
